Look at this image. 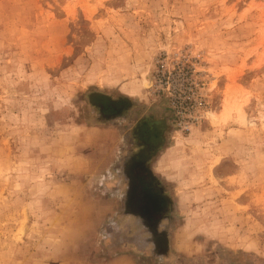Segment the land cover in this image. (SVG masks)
I'll use <instances>...</instances> for the list:
<instances>
[{
	"label": "rangeland",
	"instance_id": "obj_1",
	"mask_svg": "<svg viewBox=\"0 0 264 264\" xmlns=\"http://www.w3.org/2000/svg\"><path fill=\"white\" fill-rule=\"evenodd\" d=\"M118 257L264 264V0H0V264Z\"/></svg>",
	"mask_w": 264,
	"mask_h": 264
},
{
	"label": "flooded vegetation",
	"instance_id": "obj_2",
	"mask_svg": "<svg viewBox=\"0 0 264 264\" xmlns=\"http://www.w3.org/2000/svg\"><path fill=\"white\" fill-rule=\"evenodd\" d=\"M137 168V167H136ZM133 169L132 180L126 198L127 208L149 222H154L163 217L166 210L167 201L161 191L155 188L152 179L145 177L139 169ZM134 171V172H133Z\"/></svg>",
	"mask_w": 264,
	"mask_h": 264
},
{
	"label": "crops",
	"instance_id": "obj_3",
	"mask_svg": "<svg viewBox=\"0 0 264 264\" xmlns=\"http://www.w3.org/2000/svg\"><path fill=\"white\" fill-rule=\"evenodd\" d=\"M106 264H126V261H125V259H122V258L119 259V257H118L115 260L110 261L109 263H106Z\"/></svg>",
	"mask_w": 264,
	"mask_h": 264
},
{
	"label": "trees",
	"instance_id": "obj_4",
	"mask_svg": "<svg viewBox=\"0 0 264 264\" xmlns=\"http://www.w3.org/2000/svg\"><path fill=\"white\" fill-rule=\"evenodd\" d=\"M146 136L148 138L149 143H155L156 137L154 136L153 132H148V134Z\"/></svg>",
	"mask_w": 264,
	"mask_h": 264
},
{
	"label": "bare ground",
	"instance_id": "obj_5",
	"mask_svg": "<svg viewBox=\"0 0 264 264\" xmlns=\"http://www.w3.org/2000/svg\"><path fill=\"white\" fill-rule=\"evenodd\" d=\"M146 85H148V84H146Z\"/></svg>",
	"mask_w": 264,
	"mask_h": 264
}]
</instances>
